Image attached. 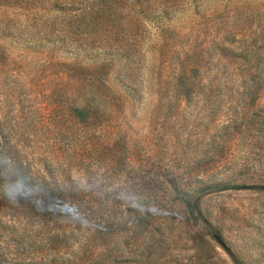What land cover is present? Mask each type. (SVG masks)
I'll use <instances>...</instances> for the list:
<instances>
[{
    "label": "rangeland",
    "instance_id": "obj_1",
    "mask_svg": "<svg viewBox=\"0 0 264 264\" xmlns=\"http://www.w3.org/2000/svg\"><path fill=\"white\" fill-rule=\"evenodd\" d=\"M34 1L0 0V264H264V0H115L92 124L75 62L104 54Z\"/></svg>",
    "mask_w": 264,
    "mask_h": 264
},
{
    "label": "trees",
    "instance_id": "obj_2",
    "mask_svg": "<svg viewBox=\"0 0 264 264\" xmlns=\"http://www.w3.org/2000/svg\"><path fill=\"white\" fill-rule=\"evenodd\" d=\"M32 3L35 5L34 0H32ZM43 3L44 1L40 5ZM56 4L54 7H57ZM67 5H69L68 10H74L75 14L68 20V32L66 35H69L70 39L74 38L72 39L75 40L74 43H78L75 45L78 48L81 47L84 53L95 51L96 53L104 54L103 58L91 60L83 58L80 62H75L79 71V77L75 82L79 93V102L75 106L77 118L82 124L101 122L102 118L105 117L109 104L115 106L116 103L121 101V97L112 90L110 83V75L115 70V63L108 59L111 46L98 42L103 32H107L106 28L111 22L120 24L115 17L117 15L118 2L115 0H73L69 4L60 6L59 8L61 9L58 10L64 11ZM167 10L166 6L162 8V17L167 15ZM141 12L142 19H145L143 17H147L151 13L148 10V6ZM62 36L66 38L64 34H58L56 38ZM115 51L118 52V49ZM186 75L184 70L179 76V85L181 87L187 86L184 80Z\"/></svg>",
    "mask_w": 264,
    "mask_h": 264
}]
</instances>
